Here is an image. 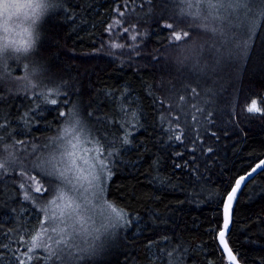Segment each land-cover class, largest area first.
I'll return each instance as SVG.
<instances>
[{
  "label": "trees",
  "instance_id": "obj_1",
  "mask_svg": "<svg viewBox=\"0 0 264 264\" xmlns=\"http://www.w3.org/2000/svg\"><path fill=\"white\" fill-rule=\"evenodd\" d=\"M120 12L125 13L122 18ZM167 23L173 28L164 27ZM109 24L113 25L111 33L106 31ZM184 31L189 32L187 38ZM174 33L180 34L179 41ZM208 36L187 19L178 20L167 0L150 4L56 0V8L38 26L35 57L24 53L21 62L0 69L4 78L0 122H10L7 131L0 129L4 136L0 159L9 161L7 173L0 171V264H16L14 257L25 264H43L37 258L48 256L46 250L29 247L34 217L41 208L38 203L43 199L34 191V181L40 178L28 179L35 175L28 146L56 135L63 119L58 118L57 108L67 111L75 106L88 125L89 111L117 118L112 109L124 102L125 95L139 113V122L112 129L120 138L129 133L130 143L122 146L116 141L120 154L109 162L112 174L106 181L105 197L127 210L133 223L121 228L108 249L88 264H163L161 250L172 251L171 259L177 264H228L217 240L224 199L235 178L264 157V17L248 41L243 60L218 56L219 44H203L202 38ZM36 67L50 88H59L60 100L67 93L69 103L41 102L35 115L24 117L36 108L25 98L34 90L17 78ZM200 93L203 101L189 106L191 112L184 116L188 106L180 97L195 98ZM251 101L259 112L247 111ZM177 114L187 133L183 144L170 139L176 133L161 131V127H175L167 121ZM192 115L198 120L192 121ZM193 138L202 142L190 143ZM191 148H195L194 164L200 174L195 182L189 171L174 166L184 161L192 166ZM22 170L26 175L19 174ZM21 183L25 188L19 187ZM29 187L32 191L26 201L24 192ZM164 237L171 239L158 243ZM227 240L243 264H264V173L259 171L239 191Z\"/></svg>",
  "mask_w": 264,
  "mask_h": 264
},
{
  "label": "snow or ice",
  "instance_id": "obj_2",
  "mask_svg": "<svg viewBox=\"0 0 264 264\" xmlns=\"http://www.w3.org/2000/svg\"><path fill=\"white\" fill-rule=\"evenodd\" d=\"M141 2L150 4L151 0H141ZM167 2H170L176 9L178 20L187 19L190 25L199 27L218 41L217 53L221 58L242 56L248 50V41L252 38L256 19L264 17V3H261L260 0H167ZM257 4L260 5L258 11L255 10ZM53 6V0H27V3H21L20 0H0V16L4 17L3 30L6 33L9 32L7 21L12 16L17 15L22 8L32 9L30 17L25 14V19H30L31 24L29 27L21 29L23 36L28 39L16 40L13 38L8 40L5 38V42L0 43V69L7 66L9 59L7 53L10 50L14 53H28L33 48L30 28L36 25L44 13ZM119 15L122 18L125 13L120 12ZM116 23L120 24L121 21L118 20ZM164 27L172 29L173 24L167 23ZM112 28L113 25L109 24L106 31L111 33ZM123 32H129V27H123ZM188 35L189 32L184 31V38H187ZM174 37L176 41L181 39L179 33H174ZM131 38L135 40L137 37L132 36ZM111 47L123 48L124 46L113 44ZM25 67L27 68V65ZM37 72V69H33L31 76L17 78L26 81L28 90H34L31 97L26 96L25 98L32 100L36 108L25 112L24 117L35 115L37 109H40L41 102L53 106L68 105L69 103L67 93H63L64 99L60 100L59 88H50L42 76L37 75ZM3 79V75H0V84L3 83ZM191 91L195 93L196 89L193 88ZM3 98V91L0 90V102L3 101ZM180 99L183 101L185 97L181 96ZM261 102L264 103V98H261ZM56 110L58 118H63L56 135L43 144L28 146L31 149L29 155L32 157L31 171L35 174L28 179L40 178L39 186L35 187L34 191L41 194L40 199L45 200V204L37 210V216L44 215L45 218L40 221V227L52 241V244L48 245L51 249L48 256L37 259H43V264H88L89 259L98 254L103 247L104 240L115 235L114 229L131 227L133 223L132 215L127 210L105 200L102 193L104 183L110 179L112 174L109 162L120 154L115 147L116 141L119 140L122 146L130 143L127 139L129 133H125L124 137L120 138L117 136V132L112 129L115 127L117 130H122L133 120L138 123L139 113L131 108L126 95L124 102L115 105L112 109L117 118L107 117L99 110L97 114L89 111L87 116L91 118V123L88 125L81 120L75 106L68 107L67 111L59 108ZM197 111H202V109H197ZM247 111L249 113L258 112L260 109L253 102ZM158 119L161 123L164 122L163 117ZM190 119L197 121L198 117L192 115ZM167 122L174 123L175 127L169 129L161 127V131L176 133L170 139L183 144L187 133L180 124V115L169 117ZM9 127V121L0 122V129L7 131ZM8 138H12L11 133ZM3 140V132H0V143ZM189 142L202 141L193 138ZM17 143L23 144L24 141H17ZM81 143L88 145L86 149L88 158H85L84 155L76 156V150ZM188 151L192 153V166H189V161H184L183 165L177 163L174 166L177 169L183 168L189 171L192 174L193 182H195L200 176L199 168L194 164L195 148L188 149ZM208 152H212V149L208 148ZM177 155L183 156V153H177ZM8 163L7 159H0V171L7 173ZM12 163L15 161L13 160ZM258 170L264 173V160L256 163L245 175L235 178L234 186L231 187L226 197L223 226L218 231V239L229 264H239L237 254L225 240V234L231 223L232 202L237 198V193L242 186L246 187ZM19 174L26 175L23 170ZM19 187L23 189L25 184L21 183ZM31 191L32 189L29 187L24 192L26 201L30 199L29 192ZM45 194H51V199H48ZM53 205L60 210L55 211L51 207ZM170 239V237H164L163 241H158V243L170 241ZM152 243V241L149 242V248ZM172 255V251L165 253L161 250L163 264H177L171 259ZM165 256L168 258L167 260H164ZM14 259L16 264H25V261L19 257H14Z\"/></svg>",
  "mask_w": 264,
  "mask_h": 264
},
{
  "label": "rangeland",
  "instance_id": "obj_3",
  "mask_svg": "<svg viewBox=\"0 0 264 264\" xmlns=\"http://www.w3.org/2000/svg\"><path fill=\"white\" fill-rule=\"evenodd\" d=\"M20 2L21 3H27V0H20ZM53 3H54V6L49 8L47 10V12L44 13V15L41 17V19L36 23V25H34V26H32L30 28V31L32 32L31 39H32V42H33V48L30 49L28 53H25V55H27L28 58H30L31 56L35 57L34 56V51H35L36 44H37L36 34L38 33V26L45 20V17L47 15V13L49 11H51L52 8H56V0H53ZM259 7H260V5H258V9L255 8V10L258 11ZM31 13H32V9L25 7V8H22L17 15L12 16L11 19H9L7 21V26L9 28V32H7V33L4 32V30H3V28H4V17L0 16V43L5 42V38H7L8 40H11L13 38L16 39V40H20L22 38L23 39H28V37L23 36V33H22L21 29L24 28V27H29V25L31 24V20L30 19H25V14H27L30 17ZM262 19H263V17H259V18L256 19V21H255L256 22V27L255 28L259 27V24L262 21ZM255 28L253 29V31L255 30ZM17 33H20V35H17ZM202 40H203V44L204 45L211 44L212 46L215 45V47H216V44H218V41L216 39H214L210 34H209L208 37L202 38ZM7 55L9 57V59L7 60V66L5 67V70H7L9 68V65L11 63H19V62H21L22 58L24 56V53H14V52H11V50H10L9 53H7ZM244 56H245V53H243V55L241 56L240 60H243ZM15 57H17V59ZM13 59H15V60H13ZM35 69L38 70L37 75L42 76V78L45 79V76L42 74L41 70H39L38 67H36ZM32 73H33V70H31L29 72L27 70L26 74L24 76H26V75L31 76ZM22 82H23L24 86H26V81H24L22 79ZM202 98H203V96H202L201 93L198 94L195 98H189V97L185 98L184 102L187 104L188 108L186 109L185 112H183V115L186 116V115L190 114L191 110L189 111V106L193 105L196 101H203ZM249 103L251 105L252 101L249 102ZM87 148H88V145L86 143L79 144L78 148L76 150V156L80 157L81 155H84L85 158H88V153L86 152ZM17 153H18V151L16 150L15 154L17 155ZM15 154H12V155H15ZM31 159H32V157H31ZM13 164L14 163H12V165ZM34 185H35V187L39 186L38 181H34ZM105 185H106V182L103 185L104 191L102 193V196L104 197L105 200H107L106 197H105ZM47 197H48V199H51V194H47ZM38 204H39L40 207H42L45 204V200H41ZM51 207L55 211H59L60 210V209H56L54 205L51 206ZM44 218L45 217H44L43 214H41L39 217L37 216V213L35 214L34 224H33V227L31 229V233H30V235H31L34 232L32 238L30 239V245H29L31 251L39 248V249L46 250L49 253V251L51 250L48 247V245H51L52 241H50L48 239L47 234L40 227V221L43 220ZM119 230L121 231V228H119V227L114 229L113 231H114L115 235L111 236L107 240H104V238L101 237V239L104 240V242H103V247L99 250V252H105L108 249V246L111 243H113L115 241V239H117V236L119 234V232H118ZM34 238H37V239H34Z\"/></svg>",
  "mask_w": 264,
  "mask_h": 264
},
{
  "label": "water",
  "instance_id": "obj_4",
  "mask_svg": "<svg viewBox=\"0 0 264 264\" xmlns=\"http://www.w3.org/2000/svg\"><path fill=\"white\" fill-rule=\"evenodd\" d=\"M260 160H264V157L262 158V159H260ZM259 160V161H260ZM259 161L258 162H256V163H259ZM255 163V164H256ZM255 166V165H254ZM253 166V167H254ZM249 171H251V169L250 170H248L247 172H249ZM246 172V173H247ZM258 172H259V170H258ZM245 173V174H246ZM245 174H242V175H245ZM256 174H254V176H255ZM253 176V177H254ZM243 187V186H242ZM242 189V188H241ZM230 192V191H229ZM238 194H239V191H238V193H237V196H238ZM227 197V196H226ZM226 197H225V199H224V204H223V219H224V205H225V203H226ZM237 199V198H236ZM236 199L232 202V208H231V211H230V215H231V223H232V215H233V208H234V205H235V202H236ZM231 223H230V226H229V230L226 232V234H225V240L227 241V243H228V240H227V235H228V233H229V231H230V227H231ZM222 226H223V224H222ZM217 240H218V243H219V239H218V234H217ZM228 245H229V243H228ZM219 247H220V249L222 250V252H223V248H222V246L220 245V243H219ZM230 247V246H229ZM224 255H225V258H226V253H224ZM227 259V258H226ZM237 259H238V257H237ZM228 261V260H227ZM239 261V260H238ZM229 263V262H228ZM239 264H243L241 261H239Z\"/></svg>",
  "mask_w": 264,
  "mask_h": 264
},
{
  "label": "clouds",
  "instance_id": "obj_5",
  "mask_svg": "<svg viewBox=\"0 0 264 264\" xmlns=\"http://www.w3.org/2000/svg\"><path fill=\"white\" fill-rule=\"evenodd\" d=\"M14 11V10H13Z\"/></svg>",
  "mask_w": 264,
  "mask_h": 264
}]
</instances>
